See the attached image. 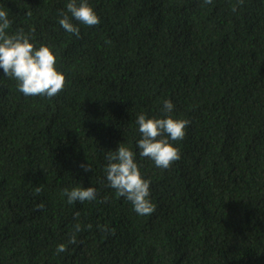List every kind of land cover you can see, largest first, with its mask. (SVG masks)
Here are the masks:
<instances>
[{
  "label": "trees",
  "instance_id": "16d2710c",
  "mask_svg": "<svg viewBox=\"0 0 264 264\" xmlns=\"http://www.w3.org/2000/svg\"><path fill=\"white\" fill-rule=\"evenodd\" d=\"M68 2L0 0L66 81L25 96L0 69V264H264V0H87L100 23L73 19L79 38L59 24ZM141 113L189 121L166 169L139 154ZM120 144L150 215L109 186ZM91 186L92 201L62 195Z\"/></svg>",
  "mask_w": 264,
  "mask_h": 264
},
{
  "label": "clouds",
  "instance_id": "9594fccd",
  "mask_svg": "<svg viewBox=\"0 0 264 264\" xmlns=\"http://www.w3.org/2000/svg\"><path fill=\"white\" fill-rule=\"evenodd\" d=\"M212 0H204L211 3ZM243 3V0H238ZM66 12L61 13L59 24L68 33L80 36L79 27L72 22L92 27L100 23V18L87 3V0H69ZM236 11V7L232 8ZM12 22L8 18V12L0 9V69L3 74L17 81V87L25 96H45L52 98L63 91L65 87V75L56 68V57L47 45L41 44L38 48L31 41L28 34L22 30L10 33ZM174 105L171 100L163 103L164 113H171ZM136 123L139 126L141 138L137 141L141 157L152 160L156 167L166 169L174 161L180 159V152L170 141L182 140L185 136L186 126L189 121L175 119L171 115L162 118H146V114L138 115ZM135 153L128 147L119 145L116 151L106 154L108 161L106 166V178L111 188L116 190L118 196H122L131 202L134 211L139 215H150L155 211V205L150 200V181L144 179L135 162ZM85 170L89 166H83ZM41 188L34 189L35 194H40ZM62 195L67 196L68 203L76 201H92L96 198L94 187H74L71 190L65 188ZM43 204L40 205L42 210ZM78 215V213H77ZM89 229L91 225L87 226ZM107 230L106 226H99ZM70 235L68 243L75 244L76 232L81 231L79 224ZM114 231V230H113ZM67 251L64 243H60L56 252Z\"/></svg>",
  "mask_w": 264,
  "mask_h": 264
}]
</instances>
